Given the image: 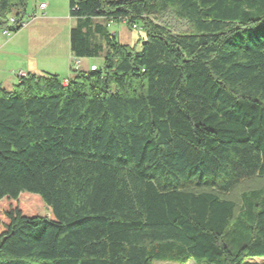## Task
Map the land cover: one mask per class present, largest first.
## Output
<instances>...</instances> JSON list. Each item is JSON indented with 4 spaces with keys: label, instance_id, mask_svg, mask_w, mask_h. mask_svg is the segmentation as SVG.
Returning <instances> with one entry per match:
<instances>
[{
    "label": "trees",
    "instance_id": "obj_1",
    "mask_svg": "<svg viewBox=\"0 0 264 264\" xmlns=\"http://www.w3.org/2000/svg\"><path fill=\"white\" fill-rule=\"evenodd\" d=\"M26 4L0 0V30ZM68 9L73 59L100 63L0 86V264L264 257V0Z\"/></svg>",
    "mask_w": 264,
    "mask_h": 264
},
{
    "label": "rangeland",
    "instance_id": "obj_2",
    "mask_svg": "<svg viewBox=\"0 0 264 264\" xmlns=\"http://www.w3.org/2000/svg\"><path fill=\"white\" fill-rule=\"evenodd\" d=\"M41 0H27L26 4V15L24 20L27 18L32 20V15L36 14V7ZM68 0H55V11L64 9L66 18L72 24L73 18H70L68 14ZM36 25L28 27L27 29L21 28L22 33L16 41L9 44L3 51H0V59L3 57H10V55L19 53L21 55L22 62L25 68H31L30 72L35 73H52L56 74L60 79L68 77L70 74V64L76 68H88L89 63H100V58H91L79 60L77 67L76 61L73 59L69 60L68 54V32L69 22L62 19H48L43 21L34 22ZM113 32L116 33L117 40L123 44L140 49L141 38L143 32L138 29H130L124 23H112L111 27ZM23 29V30H22ZM13 33L10 34L12 36ZM2 37V33H0ZM5 39L8 38L3 36ZM55 54L58 55L55 56ZM14 59V58H13ZM17 62L10 60L9 63H5L4 70L18 69ZM69 66V68H68ZM61 70V71H60ZM14 82V81H13ZM8 88L11 89L12 85L9 83ZM253 182L246 183L245 186H252ZM33 200L40 207L43 213L46 212L44 205L34 196L24 195L21 196V202L23 210L32 211L30 203H26L25 200ZM5 202L0 203V207ZM156 264H177L172 262H156ZM186 264H197L193 260H189ZM243 264H264V257L247 259Z\"/></svg>",
    "mask_w": 264,
    "mask_h": 264
},
{
    "label": "crops",
    "instance_id": "obj_3",
    "mask_svg": "<svg viewBox=\"0 0 264 264\" xmlns=\"http://www.w3.org/2000/svg\"><path fill=\"white\" fill-rule=\"evenodd\" d=\"M43 1L46 2L45 10H41L39 7L38 8L36 7V9H37L36 14L32 18V20L29 21L27 26L22 27L23 29L24 28L27 29L28 27L35 26L36 24L34 22H36V21H43V20H48V19H54V20L55 19H62L64 21L68 20L70 28L73 26V24L75 23V20L72 24L71 23L72 20L70 21L68 18H66L64 9L55 11V8H56L55 7V0H41L40 2H43ZM67 4H68V2H67ZM68 14H69V9H68ZM70 28H69V30H70ZM0 33H2L1 30H0ZM21 33H22V31L19 30V31L13 33L12 36H8V38H6V39L3 37L5 35L2 34V37H0V51H3L9 44L16 41ZM67 54H68L67 56L69 57V60H71V59L73 60V55L71 53L70 46H69V32H68V53ZM55 56L58 57L57 54H55ZM21 58L22 57L19 53H15V54L10 55L9 58L3 57V60L0 59V86L8 88L9 83H11V85L13 86L17 82L16 73L18 71H22L24 73L31 71L30 70L31 68H29V67L25 68L26 66H24V63L22 62ZM11 59L16 61L17 65H20V66H17L18 69H16V70L12 69V68L9 70H4L5 69L4 68L5 63H7V62L9 63V61ZM84 59H91V58H81L79 60H84ZM92 64H96V63L91 62V63H89V66ZM68 68H69V66H68ZM70 68H71V64H70Z\"/></svg>",
    "mask_w": 264,
    "mask_h": 264
},
{
    "label": "built area",
    "instance_id": "obj_4",
    "mask_svg": "<svg viewBox=\"0 0 264 264\" xmlns=\"http://www.w3.org/2000/svg\"><path fill=\"white\" fill-rule=\"evenodd\" d=\"M38 7H39L41 10H45V8H46V2H45V1L40 2V3L38 4ZM33 17H34V15H32V18H33ZM29 21H30L29 18L26 17V19L24 20V17H23V19H22V21H21V23H20L21 27H25V26H27L28 23H29ZM15 23H16V20H15V18H14L13 16L8 17V25H12V26H13V25H15ZM1 32H2V34L5 35L6 37L10 36L11 33H15V32H13V30L8 29L7 27L2 28V29H1ZM75 61H76V65H77V67H78V65H79V60H75ZM24 74H25V73L22 72V71H18V72L16 73L17 77H18V76H22V75H24Z\"/></svg>",
    "mask_w": 264,
    "mask_h": 264
},
{
    "label": "bare ground",
    "instance_id": "obj_5",
    "mask_svg": "<svg viewBox=\"0 0 264 264\" xmlns=\"http://www.w3.org/2000/svg\"><path fill=\"white\" fill-rule=\"evenodd\" d=\"M90 68H91V69H94L95 67H94V65H92Z\"/></svg>",
    "mask_w": 264,
    "mask_h": 264
}]
</instances>
